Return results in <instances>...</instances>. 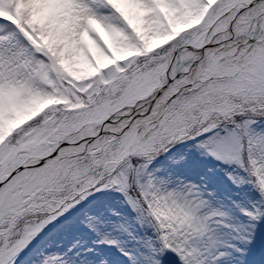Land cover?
<instances>
[{
    "label": "snow or ice",
    "instance_id": "snow-or-ice-1",
    "mask_svg": "<svg viewBox=\"0 0 264 264\" xmlns=\"http://www.w3.org/2000/svg\"><path fill=\"white\" fill-rule=\"evenodd\" d=\"M0 264H264V0H0Z\"/></svg>",
    "mask_w": 264,
    "mask_h": 264
},
{
    "label": "rangeland",
    "instance_id": "rangeland-1",
    "mask_svg": "<svg viewBox=\"0 0 264 264\" xmlns=\"http://www.w3.org/2000/svg\"><path fill=\"white\" fill-rule=\"evenodd\" d=\"M247 189H250L249 186H245L239 190H236V189H231L230 190V195L233 199H236V200H239L241 201V203L246 206V207H251L252 206V201L250 199H246L244 196H243V192L246 191ZM251 191V189H250ZM98 239V237H97ZM86 243H91V241H87ZM131 243L132 242H129V246H131Z\"/></svg>",
    "mask_w": 264,
    "mask_h": 264
}]
</instances>
